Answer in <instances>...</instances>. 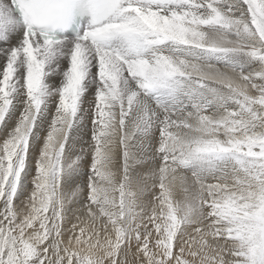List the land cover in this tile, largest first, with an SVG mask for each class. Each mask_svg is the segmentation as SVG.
Listing matches in <instances>:
<instances>
[{"label":"snow or ice","instance_id":"obj_1","mask_svg":"<svg viewBox=\"0 0 264 264\" xmlns=\"http://www.w3.org/2000/svg\"><path fill=\"white\" fill-rule=\"evenodd\" d=\"M0 264H264V0H0Z\"/></svg>","mask_w":264,"mask_h":264}]
</instances>
